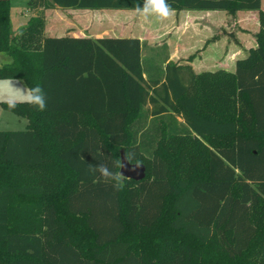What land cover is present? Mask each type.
<instances>
[{"label":"trees","instance_id":"obj_1","mask_svg":"<svg viewBox=\"0 0 264 264\" xmlns=\"http://www.w3.org/2000/svg\"><path fill=\"white\" fill-rule=\"evenodd\" d=\"M167 3L257 12L255 47L233 72L196 74L195 54L169 61L165 43L44 36L46 10L134 11L143 0H29L15 32L0 0L10 59L0 79L48 98L43 112L0 103L27 122L0 131V264H264L261 0ZM120 153L145 177L118 191L88 166L112 167Z\"/></svg>","mask_w":264,"mask_h":264},{"label":"rangeland","instance_id":"obj_2","mask_svg":"<svg viewBox=\"0 0 264 264\" xmlns=\"http://www.w3.org/2000/svg\"><path fill=\"white\" fill-rule=\"evenodd\" d=\"M28 2L9 0L14 32L25 27L31 17L25 9ZM261 10L264 12V0H261ZM257 25L258 13L247 11L235 16L221 11H180L162 21L151 16L147 19L138 17L132 10L55 8L44 11V36L134 37L154 48L165 43L173 54L172 62L195 54L190 65L196 74L217 70L233 72L235 61L247 56L248 50L244 48L249 47V41L253 44ZM239 45L242 49L238 48ZM203 46L205 48L200 50ZM236 49L242 52L241 55L229 60L230 52ZM25 129V119L0 107V131Z\"/></svg>","mask_w":264,"mask_h":264},{"label":"clouds","instance_id":"obj_3","mask_svg":"<svg viewBox=\"0 0 264 264\" xmlns=\"http://www.w3.org/2000/svg\"><path fill=\"white\" fill-rule=\"evenodd\" d=\"M174 9L167 0H143V5H137L134 9L138 17L147 19L155 17L157 20H167L174 14ZM0 102L6 103L9 110L16 108L18 103H26L36 108L38 111H46L48 108L47 94L42 86L37 84L34 87H25L20 81L13 77L0 79ZM124 161L133 159L131 154L123 157ZM139 166V165H137ZM118 167L119 172L114 171ZM124 163L119 161L110 167L106 163L89 164L88 171L93 174H98V178L104 182H111L116 190H122L126 178L121 169Z\"/></svg>","mask_w":264,"mask_h":264},{"label":"crops","instance_id":"obj_4","mask_svg":"<svg viewBox=\"0 0 264 264\" xmlns=\"http://www.w3.org/2000/svg\"><path fill=\"white\" fill-rule=\"evenodd\" d=\"M257 28L259 29V26L257 25ZM258 31V30H257ZM47 37V36H46ZM50 38H60V37H70V38H91L90 36H87V35H75V34H72V35H64V36H48ZM97 38H105V37H96V38H91V39H97ZM106 38H110V37H106ZM111 38H119V37H111ZM124 38H127V37H124ZM134 38V37H132ZM140 40V39H139ZM141 41V40H140ZM143 42V41H142ZM250 45L248 48H244V50H249L250 48H253L255 47V40L253 41V44H251L252 42H250ZM239 44V43H238ZM168 45V44H167ZM241 48V45L238 46V48ZM168 51H169V61H172L173 59V54H171V51H170V48L168 47ZM242 52H240L238 49L234 50L233 52L231 51L230 52V59L229 60H232L233 58L235 59L237 56L241 55ZM3 57V58H2ZM10 62V59L5 56L4 54H0V66L2 65H5V64H8ZM22 82V81H21ZM23 83V82H22ZM24 84V83H23ZM26 121V120H25ZM27 124V122H26Z\"/></svg>","mask_w":264,"mask_h":264},{"label":"water","instance_id":"obj_5","mask_svg":"<svg viewBox=\"0 0 264 264\" xmlns=\"http://www.w3.org/2000/svg\"><path fill=\"white\" fill-rule=\"evenodd\" d=\"M123 157H125V155L120 153V161L122 160L124 163V167L121 169V171L126 177H128L126 179L136 182L142 180L145 177V167L142 164H131L128 161H124Z\"/></svg>","mask_w":264,"mask_h":264}]
</instances>
